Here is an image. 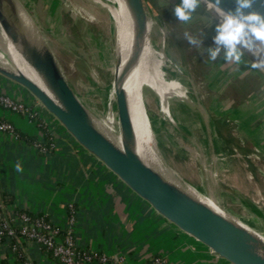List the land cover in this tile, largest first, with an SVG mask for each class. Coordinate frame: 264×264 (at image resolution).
Returning a JSON list of instances; mask_svg holds the SVG:
<instances>
[{"label": "rangeland", "instance_id": "1", "mask_svg": "<svg viewBox=\"0 0 264 264\" xmlns=\"http://www.w3.org/2000/svg\"><path fill=\"white\" fill-rule=\"evenodd\" d=\"M21 1L34 16L77 95L95 113L103 116L112 111L117 119V102L112 95L115 24L109 12L93 0ZM179 3L180 0H145L148 13L155 19L153 44L158 50H165L169 75L178 77L186 85L193 100V104L183 109L178 103H171L175 118L168 117L159 107L157 94L146 87L149 118L160 146L159 153L164 163L181 177L264 234V145H261L264 144V73L245 65H228L219 59L210 61L206 47L214 46V27L221 15L203 0L192 21L184 24L173 15ZM87 9H92L94 14ZM185 32L204 39V45L191 46L184 38ZM258 54V51L246 52L245 59L250 62ZM26 90L33 101H25L37 108L38 120L72 136ZM8 94L18 97L12 92ZM46 127L50 130L49 125ZM249 134H257L262 140ZM216 143L223 153L216 150ZM202 153L207 156V163ZM231 161L236 165L229 164Z\"/></svg>", "mask_w": 264, "mask_h": 264}, {"label": "crops", "instance_id": "2", "mask_svg": "<svg viewBox=\"0 0 264 264\" xmlns=\"http://www.w3.org/2000/svg\"><path fill=\"white\" fill-rule=\"evenodd\" d=\"M0 91L33 101L24 86L1 73ZM0 117L31 136H44L22 114L0 109ZM51 127L50 138H43L50 141L46 150L0 130V194L13 197L3 204L1 217L14 221L18 210H27L62 228L74 219L76 245L108 256L87 264H153L157 258L160 264H234L160 214L72 136ZM17 163L23 171L15 170ZM17 240L20 253L11 240L0 243V264H65L41 244Z\"/></svg>", "mask_w": 264, "mask_h": 264}, {"label": "water", "instance_id": "3", "mask_svg": "<svg viewBox=\"0 0 264 264\" xmlns=\"http://www.w3.org/2000/svg\"><path fill=\"white\" fill-rule=\"evenodd\" d=\"M127 1L142 31L149 14L145 0ZM206 1L216 4V0ZM219 7L230 10L235 7L234 0H222ZM256 8L264 11V4L258 3ZM0 24L39 72L46 89L23 72L0 64L2 75L33 93L78 143L179 228L234 264H264V239L261 236L167 180L146 164L137 153L135 128L123 84L127 71L116 75L114 79L119 128L122 134V146H119L94 122L91 113L67 80L48 43L38 39L35 33L27 28L18 9L17 0H0ZM121 63V58L117 56V69Z\"/></svg>", "mask_w": 264, "mask_h": 264}, {"label": "bare ground", "instance_id": "4", "mask_svg": "<svg viewBox=\"0 0 264 264\" xmlns=\"http://www.w3.org/2000/svg\"><path fill=\"white\" fill-rule=\"evenodd\" d=\"M93 1L97 2L101 7H104L109 12L115 24V41L113 56L114 58H116L117 56L120 57L122 63L119 69H117L115 60L114 72L116 76L122 72L127 71L123 79V84L124 89L127 92L131 118L135 128V150L137 151V153L141 156V158L146 164L161 173L167 180L175 183L176 185L187 191L189 194L210 205L216 211L237 221L238 223L252 230L264 239V234L256 230L252 225L244 221L241 217L228 212L213 196L203 193L197 186L188 182L183 177H181L174 169L167 166L159 153V145L157 144L158 141L156 138L155 130L152 125V120L149 118V109L145 96L146 87L152 89L157 94L159 100V107L162 113L166 114V116L168 117L175 118L171 110V103H178V105L180 106L179 108L183 109L188 108L187 105L193 104V100L188 94L186 85L178 77L169 75L166 68L167 54L165 50H158L153 44L152 34L155 26L154 17L148 14L146 25L144 29L140 31L138 22L135 19L131 6L129 5L127 0ZM17 4L20 14L27 28H29L33 33H35V36L38 39L46 41L44 35L41 34V32L39 31L36 20L30 12L28 6L21 0H17ZM209 4L212 5L221 16L223 15L224 10L222 8L218 7L214 3ZM87 11L91 14H94L92 9H87ZM129 63L130 66L128 67ZM0 64L9 69L23 72L29 78L37 82L41 87L46 89V86L43 83L39 72H37V70L32 66V64L26 59L24 54L21 52L19 45L12 42L11 38L3 30L1 24ZM95 67L96 66H94V68ZM112 95L115 98L114 82L112 85ZM79 98L91 113L93 120L97 124L99 129L104 134H106V136H108L114 143L119 146H122V134L119 128V120L118 118L116 119L115 114L112 111H109L103 116L98 113H95L87 106V104L80 96ZM200 107L202 108L201 110L203 112V106L200 105ZM181 111L178 110L176 112L182 113ZM202 154L204 155V163H207V156L205 155V153ZM196 168L194 169L196 170ZM256 210H258V208H256Z\"/></svg>", "mask_w": 264, "mask_h": 264}, {"label": "clouds", "instance_id": "5", "mask_svg": "<svg viewBox=\"0 0 264 264\" xmlns=\"http://www.w3.org/2000/svg\"><path fill=\"white\" fill-rule=\"evenodd\" d=\"M203 0H180L173 10L178 22L189 23L193 13L201 7ZM222 0H216L219 7ZM264 4V0H234L235 7L224 10L221 18L215 23L213 45L206 47L210 61L223 60L225 64L241 66L264 71V11L256 5ZM184 38L194 47L204 45V39H199L188 32ZM258 51L249 62L245 59L246 52ZM201 55H204L202 52ZM16 171H23L20 163L15 165Z\"/></svg>", "mask_w": 264, "mask_h": 264}, {"label": "built area", "instance_id": "6", "mask_svg": "<svg viewBox=\"0 0 264 264\" xmlns=\"http://www.w3.org/2000/svg\"><path fill=\"white\" fill-rule=\"evenodd\" d=\"M0 107L22 114L29 120L38 121L39 112L36 107L31 106L25 100L12 97L1 91ZM46 125L50 124L46 123ZM49 127L51 131L52 127ZM0 130L7 131L15 138L20 139V136L15 129V125L11 121L1 117ZM36 145L37 147L39 146V144ZM47 148L48 147H42L41 150H46ZM0 218L2 219L3 217L0 216ZM73 225L74 219H71L70 224L66 228H62L49 219H46L44 216L33 217L27 212H21L15 216L14 221L3 218V221L0 223V241H2L3 238H7L5 241L11 240L12 237L17 234V230H19V237L52 248L54 255L58 256L65 264H87L94 261H107L108 256L106 254H99L96 252L93 255L88 252L82 253L77 250ZM63 229L66 230L65 236H62L61 234ZM160 262V258H157L153 264H160ZM113 264H119V262L114 261Z\"/></svg>", "mask_w": 264, "mask_h": 264}, {"label": "trees", "instance_id": "7", "mask_svg": "<svg viewBox=\"0 0 264 264\" xmlns=\"http://www.w3.org/2000/svg\"><path fill=\"white\" fill-rule=\"evenodd\" d=\"M38 123H41V124H38ZM37 125L41 128V130L44 132V136H43V138H50V136L48 137V135H51V131L50 130H48L47 131V128H46V124L44 123V122H42L41 120H38L37 121ZM46 125V126H45ZM15 129H16V131H17V133L19 134V136H20V139L21 140H24V141H28V142H35V144H39V146H38V148L39 149H41L42 147H50V141L48 140V141H44V139L42 138V139H40V138H37L36 136H31V135H29V134H27V133H25V132H22V131H20V130H18L16 127H15ZM12 198L13 197H11L10 195H6V194H0V210L2 209V207H3V204L4 203H6L7 201H10V200H12ZM18 212L19 213H21V212H27V213H29L31 216H33V217H37V216H41L40 214H34V213H32V212H30V211H27V210H18ZM46 218V217H45ZM47 219V218H46ZM3 221V218L1 219L0 218V223ZM20 234V232H19V230H17V234L15 235V236H13L12 237V239H11V246H12V249H14L15 251H17V253H20V248H19V242H18V240H17V237H18V235ZM61 234H62V236H65V234H66V230L65 229H63L62 231H61ZM5 239H7V238H3V240L2 241H0V243L1 242H3V241H5ZM15 246V247H14ZM43 248L45 249V250H47L48 252H51V253H53V255H54V252H53V249L52 248H50V247H47L46 245H43ZM77 250H79V251H81L82 253L83 252H88V253H90V254H93L94 255V253H96V252H93V251H91V250H88V249H82L81 247H79V246H77ZM55 256V255H54ZM56 258H58V259H60L58 256H55ZM97 258V257H96Z\"/></svg>", "mask_w": 264, "mask_h": 264}, {"label": "flooded vegetation", "instance_id": "8", "mask_svg": "<svg viewBox=\"0 0 264 264\" xmlns=\"http://www.w3.org/2000/svg\"><path fill=\"white\" fill-rule=\"evenodd\" d=\"M37 7L39 8V4H37Z\"/></svg>", "mask_w": 264, "mask_h": 264}]
</instances>
